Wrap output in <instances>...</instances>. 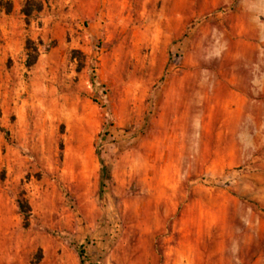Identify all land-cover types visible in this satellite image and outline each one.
<instances>
[{"label":"rangeland","instance_id":"obj_1","mask_svg":"<svg viewBox=\"0 0 264 264\" xmlns=\"http://www.w3.org/2000/svg\"><path fill=\"white\" fill-rule=\"evenodd\" d=\"M8 1L0 264L264 255V129L240 144L223 108L264 45V0Z\"/></svg>","mask_w":264,"mask_h":264},{"label":"crops","instance_id":"obj_2","mask_svg":"<svg viewBox=\"0 0 264 264\" xmlns=\"http://www.w3.org/2000/svg\"><path fill=\"white\" fill-rule=\"evenodd\" d=\"M250 66L251 76L247 87H238L232 81L228 99L223 106L229 129L241 130L240 144L251 137L252 130L264 129V45L257 52L255 63ZM235 134L231 138H235ZM253 264H264V255L256 256Z\"/></svg>","mask_w":264,"mask_h":264},{"label":"trees","instance_id":"obj_3","mask_svg":"<svg viewBox=\"0 0 264 264\" xmlns=\"http://www.w3.org/2000/svg\"><path fill=\"white\" fill-rule=\"evenodd\" d=\"M11 9H12L11 8V3L8 0H6L4 6L1 5V1H0V12H3L5 15H8V14L11 13ZM37 10L39 11V9H37ZM31 13H32V9H30L28 5H25L22 8V10H21V14L25 18H29ZM25 50L27 51L28 48L26 47ZM34 61H35V58H33L32 61H30L29 63H27V67H31L33 65ZM92 84H93L94 87L96 86L95 83H94V80H92ZM96 157L98 159V162H99L100 168H101L100 169V187L102 188V187H104L105 182L109 181L110 178H109L108 172L106 171V169H105V167L103 165L99 148H96ZM19 208L22 210L24 208V206L23 205H19ZM76 251H77V254L79 256L81 264H83V261H82L83 252H82V250L80 248H77Z\"/></svg>","mask_w":264,"mask_h":264}]
</instances>
